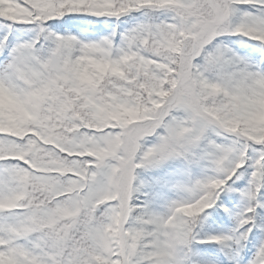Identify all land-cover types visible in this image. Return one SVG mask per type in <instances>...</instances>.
<instances>
[{
	"label": "snow or ice",
	"instance_id": "obj_1",
	"mask_svg": "<svg viewBox=\"0 0 264 264\" xmlns=\"http://www.w3.org/2000/svg\"><path fill=\"white\" fill-rule=\"evenodd\" d=\"M0 264H264V0H0Z\"/></svg>",
	"mask_w": 264,
	"mask_h": 264
}]
</instances>
